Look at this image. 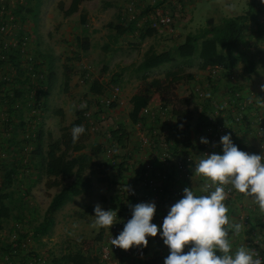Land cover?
I'll use <instances>...</instances> for the list:
<instances>
[{"label":"rangeland","instance_id":"374dc122","mask_svg":"<svg viewBox=\"0 0 264 264\" xmlns=\"http://www.w3.org/2000/svg\"><path fill=\"white\" fill-rule=\"evenodd\" d=\"M127 1H82V4L86 5V8H83L85 12L83 15L84 27L80 26L82 12L80 16L78 14L75 16L71 15L70 17H74L73 20H68L67 22L60 21L57 28L53 31L54 34L49 39L42 40L46 41V45H49L54 50L51 55L53 57V64L56 58H60L63 54H68V60L72 64L71 66H67L69 67L68 73L66 70L65 72L68 76H71L70 80L73 79V81L79 82L80 86L78 92L63 96L61 92L63 77L60 73H57L53 77L51 85H53L52 88L55 93L53 94L51 103L48 104L47 115L44 116L43 121L49 131V137L42 130L40 143L43 153H45L50 140H58L62 143V139L66 138L68 141H72V129H67L66 127L75 120L76 110L81 108L82 104H86V107L90 109H93L94 106L98 109L93 114L94 124L98 132L90 134L85 130L77 143L83 144L87 152V147L94 148L98 146L101 148L111 142L115 144V150H119L116 153V159L121 161L123 159L120 154L122 153V149L130 147L132 143L131 141L129 142L132 125L127 118V100L137 89L141 77V74L134 73L133 69L148 50L154 53L172 52L170 63L147 72L146 78L148 81L159 79L163 85H167L173 77L181 78V80L169 86V90L165 93H153L149 106L152 107V112L157 115L159 107L166 108V113L162 120L165 121L164 128H168L169 133L171 132V127H174L172 123H177L176 117L172 114V109L178 113L186 111L183 114V120L188 129L183 135L179 136L178 141L183 143L180 147L186 150H188L189 145L193 144L189 142L193 136L188 134V132L192 134L195 132L196 118L192 116L191 111L197 101L188 103L187 107L181 105L179 101L188 100L191 80L189 77L196 72V62L193 59L191 66H188L186 61L180 60L175 56L174 49L183 42L187 34H195L205 28L208 25H205V21L211 14L217 16V18L214 17L211 25H219L223 19L243 15L247 9V0H209L206 1L207 3L195 0L192 3V15L188 12L189 0H187L185 4V16L176 20L177 25L174 35L155 33L151 37L142 40L139 39V31L137 30H133L132 33H124L120 36L115 34V26H126L125 22L120 21L118 15L120 8ZM141 1L148 2L150 0ZM69 2L70 0H60L56 4L58 17H55L54 21L59 18L63 9L68 7ZM59 3L62 10L59 9ZM65 18L62 15V19ZM83 41H87L88 48L86 52L79 50V45ZM248 41H251V43ZM241 44L242 46L239 45L238 49L232 53V56L237 58L233 66L235 87L240 90L249 89L259 94L262 92V86H264V46L257 40L250 39ZM53 47H56L57 50ZM242 59L253 60V73L247 74L242 72ZM58 60L57 67L60 69L61 65ZM85 72L88 73L87 78L84 76ZM112 80H115V83ZM93 81H96L102 88V95L100 97L103 99L109 95L110 86L112 84L117 85L122 104H99L98 100L94 99L96 96L89 95L88 85ZM45 122L47 123L45 124ZM118 127L125 134L121 145H117L111 136L110 141L107 138L108 133L116 130ZM8 138L9 136H0V153L5 155L2 163H6L0 165V193L6 195V199L2 200V202L10 209L7 219L0 220V264H29L34 260H39L42 264H50L52 259L59 257L62 253L76 246L84 250L90 248L93 253L96 246L95 239L103 237L107 232V228L93 227L95 217L85 215L84 209L86 207L94 209L99 204L102 210H111V206L116 201V195L113 190L115 181L112 180V177H116V174L119 172L116 168L117 166L115 168H108L104 164L106 161L101 153H97L96 158H94L95 162L103 168L99 169L98 167L94 170L95 176L91 180L89 192L84 196L75 198L71 203L65 204L55 213L53 225L47 235L35 238L33 236V229L42 220L46 203L50 200L48 198L57 193L61 187L67 185L69 181H64L59 187L51 189L43 187L45 191H49L50 193L46 194L47 197H44L41 191H38L33 196L31 192V186L33 185L30 184V179L28 181L27 179L36 175L38 184L41 181L45 183L47 180L39 167L42 156L41 158H33L31 155L29 156V152L20 154V152L13 149L15 148L14 139H18L19 145V138L11 136L9 143L7 142ZM9 157L26 162L25 164H21L19 161L16 174L14 173L10 176V186L2 188L5 171L12 169V165H9ZM29 159L31 160L30 166L27 162ZM97 171H101L103 175H100ZM40 188L38 187V190ZM17 243H19L18 251H15L12 255L4 252L6 246L12 245L13 247ZM168 254L169 250L164 245L160 233L155 238L148 237V246L145 248L144 260L157 259L158 263L164 264V259Z\"/></svg>","mask_w":264,"mask_h":264},{"label":"built area","instance_id":"2783aa9c","mask_svg":"<svg viewBox=\"0 0 264 264\" xmlns=\"http://www.w3.org/2000/svg\"><path fill=\"white\" fill-rule=\"evenodd\" d=\"M254 3V7L259 11L261 20L256 22H246L244 31V41L257 40L264 46V3L261 0H249ZM187 0H150L142 2L141 0H128L119 10V19L125 24L134 22L137 31H153L155 33H164L174 35L177 25L176 20L185 16V4ZM14 0H0V68H7L9 65V56L16 53L23 58V62L28 64L29 76L31 82L27 80L25 83V91L19 95V98L13 97L10 92V85L18 81L14 73L0 72V136L11 135V112L15 108L25 107L28 113V120L25 122L24 129L21 134L20 144L14 141V150L21 153H27L35 142L36 132L38 129L39 119L41 115L40 108L44 105V99L38 94V88L42 83V75L36 70V64L26 54L28 47V37L23 30L22 24L16 20L14 16ZM243 41V42H244ZM251 43V41H248ZM222 73L221 69L213 68L208 70V77L216 80ZM84 76L87 78L88 73ZM15 78V79H14ZM16 80V81H15ZM201 96L200 94L198 95ZM232 97V98H231ZM226 99V104L222 109L212 108L206 116V127L198 133H194L195 150H190L179 158H174L171 149L173 144L170 139L168 128H164L165 121L162 120L166 113L165 107L158 108V115L152 110L145 108L141 110L140 115H148L151 122L159 125V128L152 131H143V135L138 139V147L149 148L154 155H158L159 160L165 166H171L169 173L160 172L151 164L146 163L140 171L137 186L118 184L116 192L123 200V209L120 213L118 209L117 218L114 225L108 229L106 234L101 237L98 243L97 254L102 264H137L145 257L144 247H133L128 251L121 250L111 245V239H115L124 228V225L132 218V214L126 210L128 207H134L139 203H160L163 212L154 215L152 222L158 227H162L163 220L168 214L171 206L178 200L183 198L184 188L179 186H168L167 176L173 180L189 181L191 179L194 165L199 162L203 155L223 154V146L220 138L226 134L231 135L232 143L239 150L249 154L264 155V110L261 105L264 104L258 99L257 95L249 89H241L235 92L233 96ZM99 104H122L119 96V88L110 86L109 95L106 98H94ZM97 108H87L82 113L84 120L83 127L85 130L94 134L97 133V127L94 124L93 114L97 112ZM162 127H161V126ZM252 134L256 141L254 152L247 150V145L243 140L244 134ZM107 138L110 141V134ZM201 138L207 139L208 143H201ZM7 139V140H8ZM181 145L176 146L180 151ZM155 151V152H153ZM115 144L109 143L102 147V156L111 165L117 164ZM5 158L0 153V165ZM21 164L26 161L19 159ZM225 191L228 193L227 200L243 196L237 193L231 186ZM134 193V194H133ZM245 225L247 217H242ZM264 243V222L260 223V232L258 235L252 234L250 239L245 243L249 249H255L264 258V252L257 248V245ZM29 264H42L39 260L32 261Z\"/></svg>","mask_w":264,"mask_h":264},{"label":"trees","instance_id":"16d2710c","mask_svg":"<svg viewBox=\"0 0 264 264\" xmlns=\"http://www.w3.org/2000/svg\"><path fill=\"white\" fill-rule=\"evenodd\" d=\"M82 1L89 0H70L69 5L66 10L62 11L63 17H68L77 12L78 6ZM248 5H251V8L246 10L243 15L235 16L232 18H226L221 21L219 25L213 26L211 28H203L199 30L195 34H187L183 42L177 45L174 49L175 56L187 62L188 66H191V61L194 59L196 62V69L198 70H210L213 68L221 69L222 73H226L229 75L230 71L233 69V66L237 60L232 56V53L239 47L241 43L244 41V31L246 22H254V14L259 13L258 10L255 9L254 3L249 2ZM59 9L62 10L61 4L59 3ZM256 10V11H255ZM250 11V12H249ZM80 22L84 26V16H80ZM115 34L120 36L124 33H132L133 30H136L134 22L126 24L123 26H115L114 27ZM153 35V31L143 32L142 30L138 33V37L140 40L151 37ZM85 38V37H84ZM88 48L87 41H83L79 45V50L81 52H86ZM11 57V55H10ZM172 59V52L166 51L162 53H154L152 51H146L141 61L138 63L136 67H134L133 72L136 74H141L139 79V85L135 92L131 95L128 100V113L127 118L131 124H135L140 122L142 118L139 116L141 110L147 108L151 101V97L153 93H165L169 90V86L173 83L181 80L179 77H173L167 85H163L162 81L159 79H151L147 80L146 74L147 72L156 69L162 65L170 63ZM38 65V64H36ZM66 67V66H65ZM38 68V66H36ZM67 69H64V72ZM254 71V64L252 59H242V72L251 74ZM220 74V75H221ZM220 77V76H219ZM189 78H192L191 76ZM216 80H211L208 77L207 87H209V92L207 90L199 89L195 93H192L188 96V100H180L179 103L184 107L188 106L189 99L197 101L195 104V108L198 110V125H195V134L201 132L205 127L206 116L212 110V108L222 109L223 105L217 103L214 99H212V89L215 85ZM69 81V76L66 72L63 75L62 87L66 89ZM115 83V80H112ZM211 83V84H210ZM115 86V84H112ZM90 94L100 97L102 95V88L97 84L96 81L91 82L89 85ZM117 86V85H116ZM206 87V88H207ZM240 89L234 86H231L230 89L227 90L226 97L224 102L226 104V98L229 97V100L232 98L235 92H238ZM21 92H19L20 94ZM212 93V94H211ZM38 94L43 97V93L41 91V85L38 88ZM201 95L200 97L198 95ZM231 97V98H230ZM258 99L264 103V91L257 95ZM113 104V103H112ZM88 107L78 108L76 110L75 120L69 124L67 129H72L75 126L83 125L84 120L82 117V113L87 110ZM43 106L40 108L42 113ZM225 109V108H224ZM222 109V110H224ZM186 111H180L178 113L174 109H172V114L176 117L177 124H182L185 130L188 129V126L184 124L183 114ZM189 114V112H188ZM41 123L42 118L40 115L38 129L36 132L35 139V147L37 153L39 151L40 143H41ZM110 136L114 140L117 145H121L122 139L124 138V133L118 127L114 131H110ZM72 136V135H71ZM10 139L7 140L9 143ZM189 144V143H188ZM183 145L182 142L176 141L174 144L176 155L172 151L174 158H179L180 156L186 154L188 150L181 148L180 151L176 149V146ZM171 147V146H170ZM169 147V148H170ZM190 150H195V145L191 144L188 146ZM90 154L84 153L85 146L80 143L73 144L72 141H68V139L63 138L62 143L58 140H50L47 144V149L44 156L41 158L39 162L40 169L43 170V173L47 180L44 183V188H55L59 187L64 181H69V183L60 188V190L55 193L52 197H50L49 203L46 206L41 222L33 229V236L35 238H40L49 232L50 228L53 225V218L57 211H59L65 204L71 203L76 197L86 195L91 188V180L94 178V170L99 167L103 168L101 165H97L95 161H93V155L97 153L102 154V147H94L92 148ZM19 150V149H18ZM17 150V151H18ZM34 153V154H35ZM39 153V152H38ZM41 157V155H39ZM107 163L108 161L105 160ZM106 162L104 164L106 165ZM18 160H12L11 165L12 169L5 171L3 187H9L11 184V174H16V170L18 169ZM3 165V164H2ZM120 165V164H118ZM107 166V165H106ZM117 170H119L117 168ZM120 171V170H119ZM100 175H103L101 171H97ZM87 173V175H85ZM170 177V176H169ZM121 182H119L120 184ZM173 183V184H172ZM125 185V184H123ZM168 186H177L174 185V182L168 180ZM127 186V185H125ZM6 199V195L0 193V220H5L9 214V207L5 206L2 200ZM147 203V202H146ZM156 212L159 213L158 206L161 207L160 203L155 204ZM113 208V209H112ZM118 209L120 213L123 209V205L116 198L115 204L111 206V210ZM132 208H126L132 214ZM84 214L89 216H95L94 209L86 207L84 209ZM154 214V215H155ZM100 239H95L96 246L94 248L93 253L91 249H81L80 247H74L70 250H67L65 253H62L59 257H56L51 260L50 264H102L99 261V257L97 254L98 243ZM18 246V248H17ZM19 243L6 246L4 252L12 255L15 251H18ZM145 253V250H144ZM137 264H162L158 263L157 259H146L137 262Z\"/></svg>","mask_w":264,"mask_h":264},{"label":"clouds","instance_id":"9594fccd","mask_svg":"<svg viewBox=\"0 0 264 264\" xmlns=\"http://www.w3.org/2000/svg\"><path fill=\"white\" fill-rule=\"evenodd\" d=\"M261 90L264 91V86ZM84 132L82 125L72 128L73 144ZM200 142L208 143L204 138ZM220 143L222 155H203L195 166V174L204 181L201 192L206 194L197 195L191 188H185L183 198L171 206L164 218L162 229L152 223L156 212L154 202L136 204L132 218L111 239V245L124 251L146 248L148 237L155 238L160 233L169 250L164 264H264V258L255 249L245 246L233 249L232 237L239 236L243 226L231 221L225 204L228 198L225 189L231 186L251 199L264 214V155L239 150L230 134L222 136ZM94 212L93 227L110 229L114 225L117 212L102 210L99 204Z\"/></svg>","mask_w":264,"mask_h":264},{"label":"crops","instance_id":"0c3cea01","mask_svg":"<svg viewBox=\"0 0 264 264\" xmlns=\"http://www.w3.org/2000/svg\"><path fill=\"white\" fill-rule=\"evenodd\" d=\"M60 0H14V16L16 17V20L22 24L23 30L27 34L28 37V47L26 50V54L31 58V63L32 61L34 64H38V68H36L37 72L39 75H42V83H41V91L44 99V105L41 113V118H42V123H41V132L42 130L45 131V135L49 137V131L47 130L46 125H44V116L47 115L48 111V104L51 103V99L53 97V88L51 85L52 84V79L57 75V73H60L61 76L63 77L64 75V69H67L66 72L68 73L69 67L71 66L72 62L68 60V54H63L60 56V58H56L54 64H53V57L51 55L53 54L54 50L49 46L46 45V41L42 40H47L51 37V35L54 34V30L57 28L59 25V22L63 20V22H67L68 20H73L76 14L80 16L81 12L83 16L85 12L83 11V8H86L85 4H82V2L78 6V10L76 13L72 14L73 16L68 18L66 17L65 19H62V14L59 16V18L54 21V18L58 17V10L56 9V4ZM195 0H189L188 1V12L191 13L192 15V8L193 5L192 3ZM197 1V0H196ZM209 0H201V2H205ZM199 2V0H198ZM250 1L247 0V9L251 8V5H248ZM87 3V2H86ZM69 5V4H68ZM67 7H65L63 10H66ZM256 11V10H255ZM250 12V11H249ZM191 17V16H190ZM214 17L217 18L216 15L211 14L209 17H207L205 21V28H211L216 25H211ZM261 15L257 12V14H254V22H258L261 20ZM84 27L82 24L80 25ZM79 26V27H80ZM61 27V26H60ZM62 33V32H60ZM78 35V34H76ZM147 38V37H146ZM242 46V44H240ZM54 49L56 47H53ZM238 49V48H237ZM57 50V48H56ZM38 58V59H37ZM35 59V60H34ZM57 59L58 62L61 65V68L59 69L57 67ZM9 65L7 68H0V72H7L9 74L14 73L16 77L18 78V81L15 83H12L10 87V92L13 94V97L19 98V95H21L22 92L25 91V82L29 80L31 82V78L29 76V72H31L28 68V64L23 62V58L16 54L12 53L11 57L9 56ZM37 61V62H36ZM36 62V63H35ZM66 66V67H65ZM84 68V67H83ZM59 70V71H58ZM86 73V72H85ZM69 76V81L67 84L66 89L62 88L61 92L63 93V96H67L68 94H74L75 92H78L80 86L79 82L73 81V79L70 80ZM192 78H190V92L189 95L192 93H195L199 89H203L204 91L207 90V93L210 91L209 87H207V82H208V70H198L196 69V72H194L191 75ZM15 79V78H14ZM16 81V80H15ZM211 84V83H210ZM231 86H236L235 85V79L233 76V69L230 71L229 75H226V73L221 74L220 77H218V80L215 82V85L213 86L212 89V99H214L217 103L225 105L224 99L227 94V90L231 88ZM207 87V88H206ZM19 92H21L19 94ZM256 94V93H255ZM260 94V93H259ZM89 95L92 96V94ZM258 95V94H256ZM131 97V96H130ZM129 97V99H130ZM128 99V100H129ZM193 98L189 99V103L193 102ZM121 100V99H120ZM128 100H127V106L129 109L128 105ZM264 105V104H262ZM261 105L262 110H264V106ZM148 109L152 110V107L149 105L147 106ZM127 109V110H128ZM224 109V108H223ZM45 111V112H44ZM192 116L196 118V123L198 125V110L195 108V105L192 109ZM142 120L140 122H137L135 124H131L132 128L129 134V142L131 141V146L127 147L126 149H122L121 156L123 159L118 160L117 164L111 165L109 162H106V165L108 168H118L120 171L116 174V177H112V180L115 181L113 184L114 186V194L116 195V198L119 202H123L121 199L120 195L116 192V187L118 186L119 182L121 184L125 185H131V186H137L138 180H139V175L140 171L142 170L143 166L146 163L151 164L155 169H158L160 172H166L169 173L171 170V166H165L159 160L158 155H154L152 151L147 148L143 147L140 149L138 147V139L140 136L143 135V131H152L157 128H159V125L154 124L151 122L150 118L148 115H139ZM28 120V113L27 109L25 107H20V108H15L14 111L11 112V135L12 137H18L19 140L21 138V132L24 129L25 122ZM175 120V119H174ZM47 121V120H45ZM47 122H45L46 124ZM174 127H171V132H170V139L172 140L173 144L170 147L172 151L176 155V150L174 147V144L176 141H178L179 136L183 135L186 128L182 124H177L175 122L172 123ZM44 126V127H43ZM21 131V132H20ZM195 133V132H194ZM190 135H194L191 132H188ZM125 137V136H124ZM17 139V138H16ZM14 139V141L16 140ZM42 139V137H41ZM243 140L245 144L247 145V150L248 152L252 153L254 152V146L256 144L255 139L253 138V135L250 134H244L243 135ZM18 141V139H17ZM190 143H194V136L193 138L189 141ZM35 143V142H34ZM30 147V150L28 151L29 156L31 157H39L41 155L42 157L44 156L45 153H43V150L41 147H39V153H35L36 147L35 145ZM86 149V147H85ZM91 150H93L91 147H87V152L84 151V153L90 154ZM119 151V150H118ZM117 151V153H118ZM46 152V149H45ZM155 152V151H153ZM35 153V154H34ZM102 155V154H101ZM97 154L91 156L93 161H95L94 158H96ZM103 157V156H102ZM41 158V157H40ZM104 158V157H103ZM9 165H11V161L14 160L12 157H9ZM12 159V160H11ZM105 159V158H104ZM27 160V159H26ZM28 165L30 166L31 160L29 159ZM122 162V164H120ZM5 163V162H4ZM4 163H2L4 165ZM6 164V163H5ZM120 164V165H118ZM198 163L194 165V170L191 175V179L189 181H184V180H173L172 177L167 176V180H170L174 182V185H177L182 188H191L193 192L197 195L201 194H206L201 192V188L203 187L204 181L198 177L195 174V166ZM107 168V169H108ZM42 170V169H40ZM43 172V170H42ZM45 176V175H44ZM30 179V180H29ZM29 180L31 186V192L33 193V196L37 194L38 191H41L42 194H44V197H47L46 194H50L49 191L44 190V181H41V183H37L38 179L37 176H31L30 178L27 179ZM26 181V179H25ZM37 183V185H36ZM173 184V183H172ZM198 184V185H197ZM36 185V186H35ZM35 186V187H34ZM41 186V188H40ZM38 187L40 188L38 190ZM200 188V190H199ZM51 189V188H50ZM51 197V196H50ZM48 198V200L50 199ZM80 197V196H79ZM77 198V197H76ZM49 201L46 203V206L48 205ZM226 206L229 209L228 215L233 223H240L242 224V231L240 232L239 236H233L232 237V245L233 249L235 250L236 248L240 246H245V243L250 239L252 234L258 235L260 232V223L264 222V214H261L259 211V208L257 205L253 204L251 199H246L244 196H238L234 199L227 200L225 201ZM158 211L159 213L163 212L162 206H158ZM246 216L247 217V222L244 225L242 222V217ZM156 224L155 222H152ZM162 229V227H159ZM246 247V246H245ZM249 248V247H247ZM257 248L259 250H262L264 252V243L257 245ZM145 249V248H144Z\"/></svg>","mask_w":264,"mask_h":264}]
</instances>
